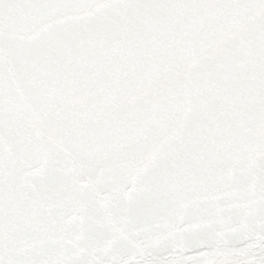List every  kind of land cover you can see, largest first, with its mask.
I'll list each match as a JSON object with an SVG mask.
<instances>
[{
  "label": "snow or ice",
  "instance_id": "snow-or-ice-1",
  "mask_svg": "<svg viewBox=\"0 0 264 264\" xmlns=\"http://www.w3.org/2000/svg\"><path fill=\"white\" fill-rule=\"evenodd\" d=\"M0 264H264V0H0Z\"/></svg>",
  "mask_w": 264,
  "mask_h": 264
}]
</instances>
